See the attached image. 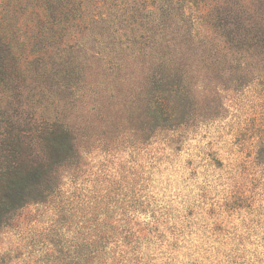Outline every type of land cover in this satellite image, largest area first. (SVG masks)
<instances>
[{"label":"trees","instance_id":"16d2710c","mask_svg":"<svg viewBox=\"0 0 264 264\" xmlns=\"http://www.w3.org/2000/svg\"><path fill=\"white\" fill-rule=\"evenodd\" d=\"M258 1L0 0V218L58 201L62 218L50 241L58 264H172L183 235L172 233L166 207L150 223L135 218L152 207L145 187L94 186L86 195L75 186L65 194L61 172L80 170L94 132L107 141L114 131L115 147L143 149L157 133L188 129L201 108L191 80L202 72L236 71L244 75L239 87L264 85ZM88 70L96 83H87ZM125 131L131 137L122 142ZM257 160L264 163V138ZM73 205L76 228L65 215Z\"/></svg>","mask_w":264,"mask_h":264},{"label":"rangeland","instance_id":"374dc122","mask_svg":"<svg viewBox=\"0 0 264 264\" xmlns=\"http://www.w3.org/2000/svg\"><path fill=\"white\" fill-rule=\"evenodd\" d=\"M196 31L204 33L198 23ZM259 68L263 70L264 63ZM91 74L88 70L87 83L94 84ZM241 77L236 71L195 76L191 86L201 107L197 118L186 130L155 134L143 149L119 143L115 147L114 131L107 134V141L94 132L88 149L82 150L80 170L62 169V193L75 191V186L87 190L85 194L94 186H143V196L152 207L135 213V218L150 223L151 212L166 207L172 217L169 228L176 226L172 233L183 235L170 263L264 264V163L257 160L264 138V85L253 80L239 87ZM85 93L86 102L93 105V95ZM65 101L73 103L71 97ZM115 113H121L118 105ZM125 128L113 129L120 133ZM130 137L126 132L120 141ZM58 205V201L32 203L11 218L10 213L0 218V264H58L50 252L55 223L62 218ZM65 209L76 228L77 205ZM171 238L167 231V239Z\"/></svg>","mask_w":264,"mask_h":264}]
</instances>
